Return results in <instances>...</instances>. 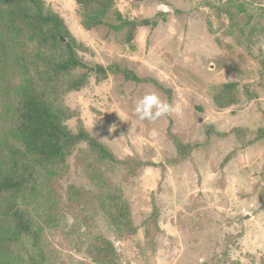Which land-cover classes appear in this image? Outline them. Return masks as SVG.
Segmentation results:
<instances>
[{
    "label": "rangeland",
    "instance_id": "1",
    "mask_svg": "<svg viewBox=\"0 0 264 264\" xmlns=\"http://www.w3.org/2000/svg\"><path fill=\"white\" fill-rule=\"evenodd\" d=\"M225 1L116 0L125 18L151 22L126 44L109 26L85 30L74 0H45L87 47L80 52L85 63L120 64L169 90L110 74L67 94L77 113L68 127L76 131L81 121L120 161L102 167L122 189L136 232L119 237L106 223L84 173L90 159L81 143L56 185L63 209L45 231L47 264H95L86 247L99 234L113 242L120 264H264V138H257L264 127V31L250 48L245 38L226 35V16L211 6ZM256 6L263 12L264 0ZM229 81L238 82L239 101L219 108L213 87ZM149 92L179 113L137 120L134 103ZM174 139L193 149L181 157ZM69 186L81 197L66 207Z\"/></svg>",
    "mask_w": 264,
    "mask_h": 264
},
{
    "label": "trees",
    "instance_id": "2",
    "mask_svg": "<svg viewBox=\"0 0 264 264\" xmlns=\"http://www.w3.org/2000/svg\"><path fill=\"white\" fill-rule=\"evenodd\" d=\"M74 1L85 30L109 26L126 44L132 42L138 26L151 23L149 19L125 18L116 8V0ZM260 1L226 0L211 6L226 16L225 34L238 41L245 38L250 48L264 31L260 22L264 11L256 6ZM253 6L257 12L251 10ZM241 16H246L243 24ZM114 19L116 24L110 22ZM86 49L45 0H0V264L49 262L45 231L55 227L63 209L56 185L67 174L68 158L81 143L87 145L85 153L90 159L84 173L97 189L106 223L119 237L136 232L122 189L102 167L120 161L81 121L76 131L68 127L67 121L77 113L66 105L65 97L87 87L92 77L99 83L110 74L166 89L157 80L141 78L120 64L89 65L80 55ZM260 64L264 68V60ZM211 97L219 108L236 104L238 82L214 86ZM257 138H264V127L258 129ZM174 143L181 157L193 149L179 139ZM65 194L66 207L81 197L73 186ZM156 215L154 209L149 220L155 223ZM149 233L146 229V237ZM86 254L95 264H120L113 242L100 234L89 239Z\"/></svg>",
    "mask_w": 264,
    "mask_h": 264
},
{
    "label": "clouds",
    "instance_id": "3",
    "mask_svg": "<svg viewBox=\"0 0 264 264\" xmlns=\"http://www.w3.org/2000/svg\"><path fill=\"white\" fill-rule=\"evenodd\" d=\"M159 10H166L162 4ZM180 109L164 101L155 92H149L136 99L134 113L139 121H156L172 113H179Z\"/></svg>",
    "mask_w": 264,
    "mask_h": 264
}]
</instances>
